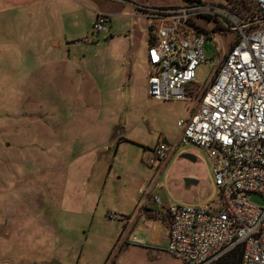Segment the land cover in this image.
Returning <instances> with one entry per match:
<instances>
[{
    "label": "rangeland",
    "instance_id": "374dc122",
    "mask_svg": "<svg viewBox=\"0 0 264 264\" xmlns=\"http://www.w3.org/2000/svg\"><path fill=\"white\" fill-rule=\"evenodd\" d=\"M184 1L0 0V264H185L167 252L164 223L140 214L148 231L136 238L146 245L126 239L123 225L137 205L164 211L214 194L206 150L177 146L157 170L143 149L177 142L197 93L149 95L150 27L138 6ZM97 4L111 14L102 33ZM231 39H208L213 63L200 64L195 85H208ZM191 152L196 162L181 157Z\"/></svg>",
    "mask_w": 264,
    "mask_h": 264
},
{
    "label": "built area",
    "instance_id": "2783aa9c",
    "mask_svg": "<svg viewBox=\"0 0 264 264\" xmlns=\"http://www.w3.org/2000/svg\"><path fill=\"white\" fill-rule=\"evenodd\" d=\"M245 1V7L237 0L138 6L151 28L149 95L185 101L194 88L197 93L194 111L177 122V142L157 144L149 164L160 170L177 146L204 149L211 160L213 196L203 205L165 208L170 221L166 250L185 264H218L238 247L243 249L242 264H264V203L251 200L252 195L264 198V0ZM110 22L111 14L98 9L94 33L106 32ZM213 35L232 39L208 85L197 86L200 64L213 63L204 54ZM133 242L146 245L136 237Z\"/></svg>",
    "mask_w": 264,
    "mask_h": 264
},
{
    "label": "crops",
    "instance_id": "0c3cea01",
    "mask_svg": "<svg viewBox=\"0 0 264 264\" xmlns=\"http://www.w3.org/2000/svg\"><path fill=\"white\" fill-rule=\"evenodd\" d=\"M114 1V0H112ZM98 9H102L101 8V5L100 4H97L96 6ZM103 10V9H102ZM224 44V48L227 49L229 47V45H225V43L223 42ZM148 63V62H147ZM149 71V69H148ZM147 81H148V72H147ZM164 142V141H163ZM160 141H158V143H156L154 146H143V149L144 150H150V152L152 153V149L157 145L159 144ZM192 154L196 155L198 157L197 154L193 153ZM199 158V157H198ZM209 170L211 172V166L209 167ZM158 174H154L153 178L151 180H148V181H151V184H149L148 186V190L151 189V185L156 181V177H157ZM211 177H212V173H211ZM213 179V178H212ZM185 180V179H184ZM147 181V182H148ZM214 184V182H213ZM146 185V184H145ZM144 186V185H143ZM216 191V188L214 186V192ZM146 194V193H145ZM211 198V197H210ZM209 198V199H210ZM209 199H207L205 202H207ZM147 202V200H146ZM167 208V207H166ZM142 209H144V212H142ZM136 213L135 215L133 216H124V221H123V225H124V233H125V236H126V239H130L132 242H133V239L134 237H137V233H142V232H145V231H148V229L142 225L139 221L140 219L138 220V218H140V214L142 213L143 216H145L146 218L148 219H153L155 221V228H158V225L160 224V222L164 223L165 225V229H166V235H165V239L168 241V236H169V231H170V221H169V217L167 216V214L165 213V208H164V211H154L152 209H150L148 207V202L144 205V206H136ZM158 214H160V216H158ZM152 215V216H150ZM154 215H156L154 217ZM158 216V217H157ZM161 234L163 233V230H161L160 232ZM129 237H132V238H129ZM159 236L158 238L155 240V243H158L159 242ZM137 239H140V238H137ZM140 240H143V239H140ZM144 241V240H143ZM146 242V241H145Z\"/></svg>",
    "mask_w": 264,
    "mask_h": 264
},
{
    "label": "trees",
    "instance_id": "16d2710c",
    "mask_svg": "<svg viewBox=\"0 0 264 264\" xmlns=\"http://www.w3.org/2000/svg\"><path fill=\"white\" fill-rule=\"evenodd\" d=\"M245 0H237V5L239 7H245ZM151 31V28L149 29ZM122 140L129 141L124 138H120L119 142ZM242 256H243V249L242 247H238L235 250L226 254L218 264H242Z\"/></svg>",
    "mask_w": 264,
    "mask_h": 264
},
{
    "label": "water",
    "instance_id": "95a60500",
    "mask_svg": "<svg viewBox=\"0 0 264 264\" xmlns=\"http://www.w3.org/2000/svg\"><path fill=\"white\" fill-rule=\"evenodd\" d=\"M164 143H168V141L165 139ZM181 157L188 159L191 162H196L198 160V157L192 153H184L181 155ZM184 181L187 186L198 184L199 182L197 179H194V178H185Z\"/></svg>",
    "mask_w": 264,
    "mask_h": 264
}]
</instances>
